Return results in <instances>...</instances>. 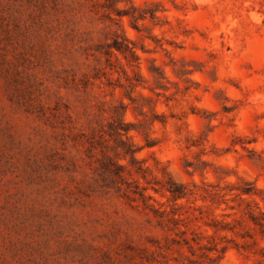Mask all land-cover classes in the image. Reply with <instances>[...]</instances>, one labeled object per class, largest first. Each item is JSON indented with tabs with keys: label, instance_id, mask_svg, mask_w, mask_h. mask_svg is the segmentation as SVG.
<instances>
[{
	"label": "rangeland",
	"instance_id": "obj_1",
	"mask_svg": "<svg viewBox=\"0 0 264 264\" xmlns=\"http://www.w3.org/2000/svg\"><path fill=\"white\" fill-rule=\"evenodd\" d=\"M0 264H264V0H0Z\"/></svg>",
	"mask_w": 264,
	"mask_h": 264
},
{
	"label": "trees",
	"instance_id": "obj_2",
	"mask_svg": "<svg viewBox=\"0 0 264 264\" xmlns=\"http://www.w3.org/2000/svg\"><path fill=\"white\" fill-rule=\"evenodd\" d=\"M115 48L121 50V47H119L117 44H114ZM169 188V187H168ZM172 194H179V191L177 189H171V187L168 189Z\"/></svg>",
	"mask_w": 264,
	"mask_h": 264
}]
</instances>
